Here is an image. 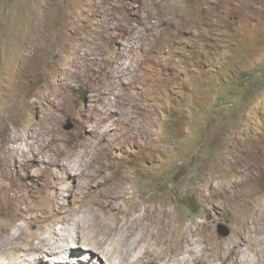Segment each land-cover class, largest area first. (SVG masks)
I'll list each match as a JSON object with an SVG mask.
<instances>
[{
  "label": "rangeland",
  "instance_id": "rangeland-1",
  "mask_svg": "<svg viewBox=\"0 0 264 264\" xmlns=\"http://www.w3.org/2000/svg\"><path fill=\"white\" fill-rule=\"evenodd\" d=\"M93 144L104 157L98 165L104 176L62 173L81 167ZM66 181H73V193ZM0 190V228L7 227L0 229V248L15 241L44 251L86 243L92 250L81 253L88 262L76 256L71 264H95L91 253L108 264L103 251L110 247L70 232L67 223L59 229L62 204L81 222L93 202L96 225L134 219L138 233L153 235L152 245L162 236L161 218L177 220L173 229L185 234L187 248H205L196 264H224L217 252L229 263L250 247L258 258L264 0H0ZM107 190L115 194L113 210L101 208ZM56 231L68 239L54 238Z\"/></svg>",
  "mask_w": 264,
  "mask_h": 264
},
{
  "label": "bare ground",
  "instance_id": "bare-ground-1",
  "mask_svg": "<svg viewBox=\"0 0 264 264\" xmlns=\"http://www.w3.org/2000/svg\"><path fill=\"white\" fill-rule=\"evenodd\" d=\"M109 91V90H108ZM132 94V93H131ZM113 95V94H112ZM133 95V94H132ZM131 96V95H130ZM148 117V116H147ZM139 121V120H138ZM131 122V121H130ZM141 122V121H140ZM138 123V122H137ZM136 123V124H137ZM136 124H129L131 126H136ZM137 127V126H136ZM49 128V127H47ZM132 128V127H131ZM140 128V127H139ZM143 128V126H142ZM135 129V128H134ZM141 129V128H140ZM150 129V128H148ZM51 130V129H50ZM43 131V130H42ZM147 131V130H146ZM41 132V131H40ZM52 132V131H51ZM148 132V131H147ZM43 133V132H42ZM141 133V132H140ZM149 133V132H148ZM41 134V133H40ZM106 134V133H105ZM150 134V133H149ZM32 136V135H31ZM51 136V135H49ZM101 136V135H100ZM25 137V136H24ZM34 137V136H33ZM37 137V136H36ZM41 137V136H40ZM17 138V137H16ZM53 138V136H52ZM56 138V137H54ZM53 138V139H54ZM37 139V138H36ZM43 139V138H42ZM48 139V138H47ZM21 140V139H20ZM24 140V139H22ZM40 140V139H39ZM27 141V140H26ZM29 141V140H28ZM47 141V140H46ZM53 141V140H51ZM16 142V141H15ZM18 142V141H17ZM38 142V141H37ZM4 143V142H3ZM24 144V142H23ZM30 144V143H29ZM55 144V143H54ZM96 144V143H95ZM26 146V145H25ZM31 146V145H30ZM9 147V146H8ZM29 147V146H28ZM99 147V146H98ZM97 146H95L93 144L91 151H88V158L85 160L84 164L75 169L74 173H69L68 171L66 172H62L64 174H67L69 178L72 179H78V178H83V177H87L88 179L92 180V179H96L99 176H104V172H102L103 170H100V168L98 167L99 165V161L103 160L104 157L101 154V150L98 148ZM18 148V147H17ZM34 147H32L31 150H33ZM48 148V147H47ZM21 149V147L19 148ZM58 149V148H57ZM89 149V148H88ZM5 150V149H4ZM11 150V149H10ZM18 150V149H17ZM22 150V149H21ZM27 150V149H25ZM30 150V151H31ZM45 150V149H44ZM23 151V150H22ZM28 151V150H27ZM7 152H11L9 150H7ZM20 152V151H19ZM38 152V151H37ZM24 153V152H23ZM30 153V152H29ZM42 153V152H41ZM103 153V152H102ZM2 154V153H1ZM13 156H17L18 152H16V150L14 149L13 151ZM26 154V153H25ZM33 154V153H32ZM85 154V153H84ZM40 155V154H39ZM46 155V154H45ZM105 155V159L107 160V155ZM29 156V155H28ZM42 156V155H41ZM47 156V155H46ZM50 156V155H49ZM52 156V155H51ZM9 157V156H8ZM11 157V156H10ZM14 157V158H15ZM20 157V156H19ZM18 157V158H19ZM34 157V156H33ZM85 157V156H84ZM2 158V157H1ZM13 158V159H14ZM17 158V159H18ZM24 158V157H23ZM35 158V157H34ZM50 158V157H49ZM83 158V157H82ZM8 159V158H7ZM27 159V158H26ZM29 159V157H28ZM33 159V158H32ZM31 159V160H32ZM44 159V158H41ZM78 161H81L80 158H77ZM5 160V159H4ZM10 160V159H9ZM8 160V161H9ZM50 160V159H49ZM16 161V160H15ZM35 161V160H34ZM41 161V160H40ZM51 161V160H50ZM14 162V161H13ZM24 161L22 160L21 163H23ZM44 162V160H43ZM98 162V163H97ZM5 163V162H4ZM9 163V162H8ZM26 163V162H25ZM38 163V162H37ZM27 164V163H26ZM35 164V163H34ZM42 164V162H41ZM106 164V162H105ZM19 165V164H18ZM25 165V164H24ZM59 167V165H57ZM61 166V165H60ZM31 167V166H30ZM62 167V166H61ZM101 167V165H100ZM103 167V166H102ZM106 166H104L105 169ZM108 167V166H107ZM23 169L25 167H22ZM21 168V169H22ZM63 168V167H62ZM37 169V168H36ZM45 169V168H44ZM52 169V168H51ZM103 169V168H102ZM108 169V168H107ZM105 169V170H107ZM16 170V169H14ZM25 170V169H24ZM55 170V169H54ZM19 171V170H18ZM36 171V170H35ZM43 171V170H42ZM45 171V170H44ZM34 172V171H33ZM39 172V170L37 171ZM47 172V171H46ZM108 172V171H107ZM38 174V173H37ZM13 175V174H11ZM17 175V174H15ZM28 175V174H26ZM30 175V174H29ZM28 175V176H29ZM49 175V174H48ZM113 175V174H112ZM111 175V176H112ZM28 176L26 178H28ZM14 177V176H13ZM58 177V176H57ZM21 178V177H20ZM39 178V176H38ZM107 178V177H105ZM110 178V176H109ZM113 178V177H111ZM23 179V178H22ZM49 179V178H48ZM87 179V180H88ZM102 179V178H101ZM111 180V179H110ZM79 181V180H78ZM85 181V180H84ZM103 181V180H102ZM123 181V180H122ZM121 181V182H122ZM53 182V181H52ZM55 182V181H54ZM73 182V181H72ZM72 182L70 181H66V190H68V192L73 193V186H72ZM88 182V181H86ZM96 182V181H95ZM100 182V181H99ZM112 182V180H111ZM124 182V181H123ZM29 183V182H28ZM78 183V182H77ZM80 183V181H79ZM84 183V182H83ZM116 183V182H115ZM126 183V182H125ZM109 184V183H108ZM31 185V184H30ZM80 185V184H79ZM97 185H102L101 183H98ZM117 185V184H115ZM121 184H119L120 186ZM59 186V185H58ZM78 186V185H77ZM76 186V187H77ZM84 187V185H82ZM92 186V185H90ZM89 186V187H90ZM96 186V185H94ZM54 187H56L55 190L58 191V187L57 184L54 183ZM93 187V186H92ZM101 187V186H100ZM106 187V186H105ZM27 188V187H26ZM25 188V189H26ZM78 188V187H77ZM82 188V187H81ZM99 188V187H98ZM87 189V188H86ZM93 189V188H92ZM91 189V191H92ZM101 189V188H100ZM3 190V189H2ZM27 190V189H26ZM80 190V189H79ZM97 190V189H96ZM1 191V190H0ZM85 191V190H84ZM115 191V190H114ZM125 189L120 187V189H118L116 191V194L121 197L125 194ZM21 192V191H20ZM23 192V191H22ZM27 192V191H25ZM51 192V191H50ZM54 192V190H53ZM76 192V191H75ZM81 192V190H80ZM95 192V191H94ZM100 193V192H99ZM98 193V194H99ZM102 193V191H101ZM27 194V193H26ZM47 194V193H46ZM103 194V193H102ZM137 194V193H136ZM115 195V194H114ZM113 194L109 193L108 190L107 192H105L102 197H101V208L108 209V210H113L116 208V198L114 197ZM126 195V194H125ZM56 196V195H55ZM54 196V197H55ZM13 197V196H12ZM42 197V196H41ZM66 197V196H65ZM98 197V196H96ZM16 198V197H15ZM45 198V197H43ZM48 198V197H46ZM125 198V197H124ZM13 199V198H12ZM19 199V197H18ZM17 199V200H18ZM65 199V198H64ZM100 199V197H99ZM122 199V198H120ZM149 199V198H148ZM147 199V200H148ZM16 200V199H14ZM57 202L55 201V205H58L60 203V201L56 198ZM12 201V200H11ZM10 201V202H11ZM91 201V200H90ZM89 201V202H90ZM118 201V200H117ZM9 202V201H8ZM9 202V204H10ZM13 202V201H12ZM85 202V201H84ZM167 202V201H166ZM168 203V202H167ZM13 204V203H11ZM84 204V203H83ZM86 204V203H85ZM138 204V203H137ZM23 204H21L22 206ZM66 205V204H65ZM92 205V206H90ZM168 205V204H167ZM20 206V207H21ZM86 207H89L87 209V211L83 214L84 219L81 222H78L77 220H75L74 216H72V214L74 215V213H71V210L69 209V207L67 209L64 208V205L62 204V207L59 209L57 214H60L61 212H63L62 216V223L64 226L60 227L59 229L63 231H65V224L67 223V225H69L71 227V231L70 232H76L78 230L87 232L88 235H90L92 237V239L97 240L98 243H100L103 246H108V248L110 247L109 250H107V248L103 251L104 255L106 256L105 258L107 259V263L108 264H160V262H163L162 260L166 259V261L164 262L165 264H196L197 261H199L202 257H203V250H205V248L200 251V250H196L194 248H190L188 249L186 246V243L188 241H186V237L184 234L183 236H180L178 233H176V231L173 228H176V222L175 221H170L169 220V216H167L165 218V220L160 221V227L158 229V234L162 235L160 237V239H155V245H152L151 243L154 242V240L152 239L153 235L149 234L148 229L145 231V234L142 236L141 233H138L137 230L139 229L138 224L136 223V221L133 219L130 222H126L124 224L121 225H117L114 227H110V226H105L102 227V225H96V218L98 216V213L95 211L94 208H97L98 204L96 203H88L85 205ZM119 206V205H118ZM117 206V207H118ZM137 206V205H136ZM169 206V205H168ZM9 207V205H8ZM7 207V208H8ZM18 208V207H17ZM79 208V207H78ZM85 208V207H84ZM135 208V207H134ZM14 208H12L13 210ZM27 209V208H26ZM81 209V206H80ZM136 209V208H135ZM142 209V208H141ZM140 209V210H141ZM3 210V209H2ZM16 210V208H15ZM73 210V209H72ZM146 210V209H145ZM7 211V209L5 210ZM9 211V210H8ZM7 211V212H8ZM17 211V210H16ZM102 211V210H101ZM155 211V210H154ZM158 211V210H157ZM11 212V211H10ZM47 212V211H46ZM100 212V211H99ZM107 212V211H105ZM109 212V211H108ZM111 212V211H110ZM114 212V211H113ZM135 212V211H133ZM152 212V211H151ZM1 213V212H0ZM4 213V212H3ZM9 213V212H8ZM14 213V212H13ZM44 213V212H43ZM117 213V212H116ZM115 213V214H116ZM122 213V212H121ZM130 213V212H129ZM128 213V214H129ZM156 213V212H155ZM7 214V213H6ZM25 214V213H24ZM47 214V213H46ZM107 214V213H106ZM126 214V213H125ZM153 214V213H152ZM151 214V215H152ZM5 215V214H4ZM45 215V214H44ZM53 215V214H52ZM114 215V214H113ZM173 215V214H172ZM32 216V215H31ZM108 216V215H107ZM111 216V215H109ZM116 216V215H115ZM149 216V215H148ZM7 217V216H6ZM9 217H10V213H9ZM45 217V216H44ZM50 217V216H49ZM67 217V218H66ZM141 217V216H139ZM152 217V216H151ZM173 217V216H172ZM47 218V217H46ZM65 218L67 220H65ZM156 218V217H155ZM154 218V220H155ZM1 219V218H0ZM4 219V218H3ZM7 219V218H6ZM10 219V218H9ZM40 219V218H39ZM53 219V218H51ZM56 219V218H55ZM81 219V218H80ZM117 219V218H116ZM171 219V217H170ZM177 219V218H176ZM118 220V219H117ZM121 220V219H120ZM147 220V218H146ZM158 220V219H157ZM41 221V220H40ZM50 221V220H49ZM61 221V220H60ZM103 221V220H102ZM116 221V220H115ZM140 221V220H139ZM150 221V220H148ZM13 222V221H12ZM45 222V221H44ZM178 222V221H177ZM5 223V222H4ZM9 223V222H8ZM14 223V222H13ZM12 223V224H13ZM16 223V222H15ZM56 223V222H55ZM58 223V222H57ZM115 223V222H114ZM152 223V222H151ZM157 223V222H156ZM51 224V223H50ZM108 224V223H107ZM179 224V223H178ZM189 224V223H188ZM20 225V224H19ZM18 225V227H19ZM245 225V224H244ZM97 226V227H96ZM112 226V225H111ZM159 226V225H158ZM6 227V226H5ZM24 227V226H23ZM22 227V228H23ZM37 227V226H36ZM41 227V226H40ZM51 227V226H50ZM151 227V226H149ZM179 227V226H178ZM247 227V226H245ZM7 228V227H6ZM6 228H3L6 229ZM49 228V227H48ZM158 228V227H157ZM185 228V227H184ZM238 228V227H237ZM1 229V228H0ZM69 229V228H68ZM156 229V228H155ZM2 230V229H1ZM2 230V231H3ZM55 230V229H54ZM58 230V229H57ZM67 230V229H66ZM96 230V235H93L92 233H90V231H94ZM153 230V229H152ZM251 230V228H250ZM42 231V230H41ZM53 231V230H50ZM68 231V232H69ZM199 231V230H198ZM249 231V230H248ZM36 232V231H35ZM46 232V231H45ZM62 232H52V236L54 238H58V240H64L63 238H67L65 234H62ZM69 232V233H70ZM136 232L138 233L136 235ZM3 233V232H2ZM6 233V232H5ZM15 233V231H14ZM68 233V234H69ZM157 233V232H156ZM236 233V232H235ZM246 233V231H245ZM251 233V232H250ZM9 234V232H8ZM49 234V233H48ZM85 234V233H84ZM154 234V233H153ZM240 234V233H239ZM249 234V233H248ZM252 234V233H251ZM78 235V234H77ZM247 235V234H246ZM13 236V239L17 238L18 236L16 234L11 233L10 237ZM73 236V234L69 235L68 237ZM80 236V235H79ZM85 236V235H84ZM20 237V236H19ZM74 237V236H73ZM155 237V236H154ZM158 237V236H157ZM236 237V236H235ZM239 237V236H238ZM250 237V236H249ZM253 237V236H252ZM75 238V237H74ZM72 238V239H74ZM88 238V237H87ZM240 238V237H239ZM12 239V238H11ZM9 239V241L11 240ZM24 239V238H23ZM35 239V238H34ZM45 239V238H44ZM50 239V238H48ZM68 239V238H67ZM66 239V240H67ZM86 239V238H85ZM237 239V238H236ZM37 240V239H36ZM55 240V239H54ZM71 240V239H70ZM89 240V239H88ZM195 240V239H194ZM230 240V239H229ZM241 240V239H240ZM239 240V241H240ZM246 240V239H245ZM7 241V240H5ZM8 241V242H9ZM15 241V240H14ZM41 241V240H40ZM44 241V240H43ZM47 241V240H46ZM205 241V240H204ZM16 242V241H15ZM9 244L8 247H4V248H0V264H49V260L55 259L56 262L52 263V264H71V258L72 257H76V256H80V259L83 260L84 262H88L86 258H82L83 256H86V252H91L89 250H92L90 247L85 246L81 248V245L76 244L75 245H66L63 246L61 248H57L56 250L53 251H44L41 250L37 247H32V248H24L23 245L20 244ZM25 242V241H24ZM57 242V240H56ZM65 242V241H64ZM67 242H69L67 240ZM71 242V241H70ZM83 242V241H82ZM91 242V241H90ZM198 242V241H197ZM214 242V241H213ZM216 242V241H215ZM248 242V240H247ZM4 243V242H3ZM41 243V242H40ZM44 243V242H43ZM52 243V242H51ZM55 243V242H54ZM60 243V242H59ZM81 243V242H80ZM97 243V242H96ZM7 244V242H6ZM39 244V243H38ZM63 244V243H62ZM82 244V243H81ZM99 244V246H100ZM214 244V243H213ZM217 244V243H216ZM221 244V242L219 243ZM224 244V243H223ZM1 245V243H0ZM3 245V244H2ZM27 245V244H26ZM37 245V244H36ZM43 245V244H42ZM60 245V244H59ZM98 245V244H95ZM199 244H196L195 246L197 247ZM201 245V244H200ZM249 245V244H248ZM51 246V244H50ZM186 246V247H185ZM220 246V245H217ZM234 246V245H233ZM259 246V245H258ZM191 247V246H190ZM221 247V246H220ZM218 247V248H220ZM93 248V246H92ZM102 248V247H100ZM207 248V247H206ZM215 248V247H214ZM242 248V247H241ZM208 249V248H207ZM221 249V248H220ZM225 249V248H224ZM223 249V250H224ZM239 249V248H238ZM256 252L258 253V258L257 256L254 254V248L250 247L249 249L244 250L242 253L239 254V258H231L229 263L228 261H226L225 257L223 255H221L220 253H216V258L219 260H222L224 262V264H258V262L261 260L263 254H264V243L261 244L260 248H255ZM51 250V249H50ZM81 250L86 251L85 253H81ZM213 250V249H212ZM219 250V249H218ZM230 250V249H229ZM232 250V249H231ZM211 252V251H210ZM37 254V256L34 259H31L30 257L33 254ZM102 253V252H101ZM230 253V252H229ZM256 253V254H257ZM45 254V255H44ZM93 256H95V264H102L101 263V259H100V255H95V253H91ZM209 254V253H208ZM188 257H187V256ZM228 255V254H227ZM44 256L45 259H44ZM210 256V255H208ZM33 258V257H32ZM98 258V259H97ZM70 259V260H68ZM264 259V258H263ZM262 259V260H263ZM93 259H91L90 261H92ZM73 262H77L76 260H73ZM216 262V261H214ZM82 262H80L81 264Z\"/></svg>",
  "mask_w": 264,
  "mask_h": 264
},
{
  "label": "water",
  "instance_id": "water-1",
  "mask_svg": "<svg viewBox=\"0 0 264 264\" xmlns=\"http://www.w3.org/2000/svg\"><path fill=\"white\" fill-rule=\"evenodd\" d=\"M67 129H69V130L73 129V123H70V124L67 126ZM228 233H229V232L226 230V231L222 232V235L227 236Z\"/></svg>",
  "mask_w": 264,
  "mask_h": 264
}]
</instances>
